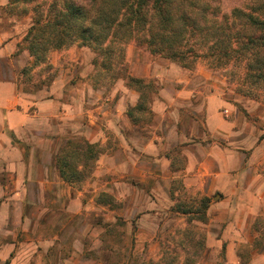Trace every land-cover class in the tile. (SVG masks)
<instances>
[{"label":"crops","instance_id":"crops-1","mask_svg":"<svg viewBox=\"0 0 264 264\" xmlns=\"http://www.w3.org/2000/svg\"><path fill=\"white\" fill-rule=\"evenodd\" d=\"M8 3L9 0H0L1 7ZM3 11L4 8L0 9V170L8 177L4 187H14L8 197L9 204L17 199L21 208L29 209L37 204L45 216L57 207L68 216L82 214L87 208L86 193L91 191L77 189L76 184L62 180L57 167L58 157L68 140H85L104 149L95 168L97 177H101L118 169L117 151H110L114 149L111 147L114 135V139L120 140L123 152L129 154L120 156L122 177L132 176L138 182L145 181L135 175L149 174L155 179L159 162L166 169L171 167L172 158L165 151L171 142H181L188 148L183 170L185 185L201 190L208 197L223 195L216 207L229 208L228 225L222 235L226 242V264H244L237 250L238 242L246 238L255 241L261 236L255 224L261 206L264 207V109L258 120L237 128L236 121L225 115L234 111V106L212 75L169 77L157 74L149 65L150 70L143 78L167 82L158 94L152 93L154 100L150 105L151 111L160 117L161 125L168 109L174 110L169 113L172 117L182 113L190 122L177 121L167 125V132L162 135L153 130L148 132V137H143L138 118L134 121L129 114L130 108L138 104L140 93L128 88L124 80L121 97L114 108L101 102L104 91L87 83L88 74H81L78 82L71 74H59L50 84L28 88L25 70L34 60L27 50L19 51L28 30L19 37L17 25L3 26ZM12 21L17 22L15 18ZM133 75L140 77L138 73ZM128 129H133L135 134L128 133ZM157 185L154 180L150 193L157 192ZM130 187L135 186L120 181V197L126 198ZM5 206L10 208L7 202L0 203V211ZM23 214L21 224L29 226V215ZM70 242L74 250L64 256L63 264H80L78 258L83 259L85 250L71 234L37 238L36 234H30L26 241L19 242L14 238L0 245V255L12 256L15 252L21 261L16 259L13 264H31L32 251L41 256L51 254L56 245L69 247ZM251 255V264H264V250H253Z\"/></svg>","mask_w":264,"mask_h":264},{"label":"rangeland","instance_id":"rangeland-1","mask_svg":"<svg viewBox=\"0 0 264 264\" xmlns=\"http://www.w3.org/2000/svg\"><path fill=\"white\" fill-rule=\"evenodd\" d=\"M247 1L221 0V15L226 14L230 18L231 12L235 8L243 7ZM3 8L5 6H0V9ZM2 18L1 24L6 28L14 24L18 26L19 37L26 33L31 24L30 15L11 16L7 10L2 12ZM13 18L17 20L16 23L11 22ZM102 60L104 57L99 52L75 43L53 51L47 63L35 68L28 67L25 70L26 83L30 84L28 88L42 87L50 84L59 74H71L74 81L78 82L82 78L81 74H88L87 83L95 89L104 91L101 102L104 101L109 107L114 108L122 92L120 88L122 79L115 78L122 65L117 64L114 59L113 69L108 70L100 67L103 62H107L106 59ZM95 62L98 65L96 68ZM120 62L126 64L130 76L151 82L152 93L156 94L161 87H166L167 82H162L158 78H143L150 70L149 65L156 69L157 74L169 77L195 73L212 75L234 106V111L225 112V115L236 121L237 128H242L246 122L258 120V115L264 109V78L260 81L247 78L244 63L231 61L224 67H216L213 61L200 58L193 63V68L190 70L183 68L177 62L152 55L146 45L137 46L135 42L126 46L125 56L123 59L120 58ZM135 73L140 77L134 76ZM148 93L149 91L146 95ZM153 100L151 96L144 112L135 110L133 113L142 127L139 132L143 137H148V132L153 130L162 135L163 132H167V125H173L177 121L190 122L182 113L172 117L169 113L174 110L168 109L164 125H161L160 117L151 111L150 105ZM155 127L157 129H154ZM127 131L135 134L133 129ZM113 136H111V147L114 149L110 151H117L118 169L110 172L109 175L97 177L95 164L86 180L75 185L77 189L86 188L91 191L86 193L87 208L79 215L68 216L62 208L57 207L50 209L45 216L44 210L37 204H34L33 208H21L20 199L10 205L8 197L14 187L11 185L7 189L4 187L8 177L2 175L3 172L0 170V203L7 202L10 206V208L5 206L0 211V245L12 242L14 238L18 242L26 241L30 234H36V238L51 237L57 233L71 234L80 241L79 247L85 250L83 259L78 258L80 264L82 262L84 264H226L224 247L226 242L222 240V235L228 225L229 208L216 207L220 196L223 195L213 194L208 197L201 190L185 185L183 170L187 164L186 144L171 142L165 151L172 158L171 167L166 169L164 163L159 162L156 165L158 174L155 179L149 174L141 177L135 175L138 180L145 181L138 182L131 179L132 176L130 179L122 177L124 172L120 171V156L124 158L129 154L123 152L120 140L114 139ZM124 180L135 186L130 187L131 190L127 191L126 198L120 197V181ZM154 180L158 184L157 192L150 193L149 189ZM9 181L11 182L12 179ZM92 184L93 187H88ZM32 190L35 191V187ZM33 195L36 197V194ZM100 195L106 202L105 207L95 204ZM205 197L211 199L207 211V224H203L194 215V209L200 207L201 200ZM184 210L194 212L184 215L182 213ZM23 213L29 215V226L25 223L21 224ZM259 214L255 228L261 232V236L255 241L246 238L238 242L237 250L244 264L253 262L251 255L253 250H264V207L261 206ZM189 219H191L190 223ZM72 243L68 244L69 247L56 245L51 254L45 253L42 256L32 251L30 263L63 264L64 256L72 252ZM16 259L18 262L21 261L15 252L12 256L0 255V264H13Z\"/></svg>","mask_w":264,"mask_h":264},{"label":"trees","instance_id":"trees-1","mask_svg":"<svg viewBox=\"0 0 264 264\" xmlns=\"http://www.w3.org/2000/svg\"><path fill=\"white\" fill-rule=\"evenodd\" d=\"M221 0H9L4 8L11 16L31 17V24L20 44L27 50L35 68L49 61L53 51L78 43L99 52L104 60L100 67L113 69L114 59L122 68L115 78L140 93L136 107L129 111L144 112L152 96L151 84L128 74L120 62L126 46L135 42L152 55L192 69L200 58L216 67L231 61L244 63L249 79L264 78V0H248L235 8L230 18L221 15ZM21 7V9H19ZM102 60V61H104ZM95 68L98 66L94 63ZM147 91L149 93L146 95ZM151 91V92H150ZM104 149L85 140H68L57 167L62 180L69 184L84 181ZM98 204L105 205L101 198ZM211 199L205 197L195 213L208 223ZM193 210H184L190 215ZM191 222V219L188 220Z\"/></svg>","mask_w":264,"mask_h":264}]
</instances>
